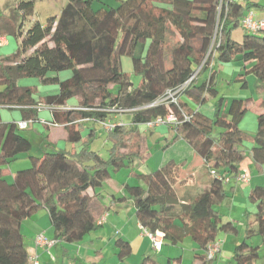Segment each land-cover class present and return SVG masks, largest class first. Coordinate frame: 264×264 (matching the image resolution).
Returning a JSON list of instances; mask_svg holds the SVG:
<instances>
[{"label": "trees", "instance_id": "16d2710c", "mask_svg": "<svg viewBox=\"0 0 264 264\" xmlns=\"http://www.w3.org/2000/svg\"><path fill=\"white\" fill-rule=\"evenodd\" d=\"M36 1L16 0L23 17L12 33L18 48L0 60V264H30L21 227L43 208L49 213L56 241L78 244L95 231L104 212V198L89 191L102 187L112 173L130 168L135 161L148 162L153 129L144 124L171 114L180 121L175 128L169 127L175 138L185 140L204 160L209 173L215 171L216 175L196 197L181 200L177 191L180 165L169 161L149 174L135 173L139 184H126V190L139 223L151 232L163 233L171 245L191 237L198 246L192 264H213L214 260L207 259L208 246L221 233H239L237 225L223 221L217 207L232 193L231 185L237 183L244 162L264 163V112L257 117L256 132L249 134L240 127L248 112L247 100L235 99L227 108L221 101L213 118L200 109L208 96L218 94L215 60L225 64L241 61L246 76L256 75L257 82L264 84V31L247 32L242 42L232 38L250 6L236 0H125L117 9L95 10L94 4L101 0H68L46 25L35 21L25 30ZM169 26L178 37L172 49L167 44ZM125 56L131 59L134 74L142 77L138 88L123 71ZM199 68L179 106L148 107L167 90L188 82ZM208 70L210 77L200 81ZM22 77L58 86L57 94L44 97L45 106L62 108L70 99L78 100L77 109L53 112L51 122L64 124L70 143L82 141L80 120L100 125L114 122L115 128L109 131V158L87 148L71 154L52 145H47L42 156L33 155V143L21 134L18 122L1 120L3 108L20 109L23 121L39 119L36 107L40 101L32 88L19 86ZM242 79L247 86L246 77ZM111 87L117 88L115 96ZM189 101L201 107L192 109ZM261 107L264 109V100ZM120 110L131 116L130 125L113 121ZM184 114L191 119H184ZM215 128L221 130L218 139L213 137ZM23 155L30 159L31 167L17 171L8 181L5 170ZM250 201L256 210V227L249 225L231 264H256L260 245L252 244L253 238H260L264 246V186L252 190ZM116 246L119 260L131 256L129 242L119 239ZM140 264L159 263L148 256Z\"/></svg>", "mask_w": 264, "mask_h": 264}, {"label": "crops", "instance_id": "0c3cea01", "mask_svg": "<svg viewBox=\"0 0 264 264\" xmlns=\"http://www.w3.org/2000/svg\"><path fill=\"white\" fill-rule=\"evenodd\" d=\"M241 3L250 6L251 11L254 12V21L264 20V0H245ZM243 31V35L248 32L245 29H243ZM261 31H264V29ZM234 33L235 32L232 34L233 37ZM10 35L4 34L3 30L0 28V37H5L6 39V44L0 47V60L5 56L10 55V49L12 51L15 49V46H13V44L15 45V42L13 43V39ZM6 49L7 51L3 54V50ZM1 89L2 88L0 87V90ZM260 89H264V87H260ZM45 90L47 91H45L44 96H41L39 101H43L44 97L47 95L58 93V91L51 93V91H56L55 89L50 90L46 88ZM237 99L241 102L247 100L248 105L253 102L252 98L246 100L240 98ZM263 100L264 96L261 97V102ZM186 101H188V99H186ZM41 103V105L49 109L51 113L48 114L47 120H41L39 118L38 121L30 124V126L35 132H37V134L42 136H44L45 131H48V139H50V142H47L45 145L47 147L46 150L49 149L47 145H52L57 150H64L71 154H76L79 153L80 149H83L84 146L82 143L84 142L86 144L84 148L99 153V150L97 151L90 148V144L93 141H97L99 133L98 128L101 127L99 123H95L88 119L80 120V123L83 125L82 141L76 144L70 143L67 141L64 124L59 123L61 127H51L43 124V121H53V112H61L66 109L63 107H48L45 106L43 102ZM189 103L192 109L198 110L201 107H197L196 105L198 104L193 101H189ZM78 105L79 104L75 107H68L67 105V108L77 109ZM200 109L202 110V108ZM212 113L213 111L210 115ZM118 119L119 118H115L113 121H117ZM129 119L131 124V117ZM1 120L5 123L11 121H23L22 118L19 120H8L3 113H1ZM255 127H257V124ZM156 128L157 129L153 131L151 139L156 140V143L166 141V155L171 150H175L180 146V148L183 149L178 152L180 153V156L176 153V156H168L167 159L169 160H165L162 164H152L150 167L149 165H146V163H148L146 162L144 165L145 168L143 169V166L141 167L143 169L142 172H140L141 168L139 169L140 171H135L134 164L136 162H134L130 168H125L116 173L115 176H111L102 187L90 190V195H103L104 212L102 215L105 213L106 219L95 231L85 236L83 241L78 244H67L56 241V244L51 249H44L37 244V236L44 234L46 238L55 240L48 211L43 208L35 215L26 219L21 227V233L24 236L31 259H34V261L36 260L38 264H140L143 258L149 256L154 257L159 264H192L194 256L198 252V246L191 237H186L183 242L178 245H171L164 240V245L161 250L155 251L153 249L151 240L142 233L139 227L134 201L126 190V184L134 186L139 184L134 177L135 173L149 174L156 169L161 168L169 161H175L180 165V183L177 185V191L181 200L188 201L189 199L196 197L210 185L212 175L209 173V169L205 165L204 160L196 153V151L185 140L181 138L176 139V134L173 133V129L167 126H159ZM57 130H59V133H57ZM243 130L246 131V128L243 127ZM252 131L253 130L247 129L246 132L249 134H254L256 132ZM251 147L252 145L247 146L248 153H250ZM152 156L153 155H151V157ZM12 171L13 170H9L8 168L5 170L8 181H12L13 179L14 174L12 175V178L9 177L12 174ZM122 174H124V176H121ZM240 174L249 175V181L247 183H240L237 181V183L231 185L234 189L230 196L227 197L221 205L224 212L229 213L225 216L226 219L234 221V223L239 221V233L237 235L225 234L223 237L219 238L222 241V244L220 246V252L213 264H231L234 260L235 248L241 243L240 239L244 235L243 231L246 229L247 232L249 225L256 227V210L255 206L250 201V194L256 186H264V163L257 165L254 164L251 159H248L244 162ZM187 181L188 183L184 184ZM182 203H185V201H182ZM246 215L248 216L244 219ZM177 223L180 224L179 221H177ZM118 239L126 240L130 243L132 248L131 256L123 261L118 258L119 248L113 244L114 241ZM257 242H259L258 238ZM259 245L261 248L260 242ZM180 246H182V248ZM134 259L135 262H133ZM177 259H179V261H177Z\"/></svg>", "mask_w": 264, "mask_h": 264}, {"label": "rangeland", "instance_id": "374dc122", "mask_svg": "<svg viewBox=\"0 0 264 264\" xmlns=\"http://www.w3.org/2000/svg\"><path fill=\"white\" fill-rule=\"evenodd\" d=\"M121 1H125V0H101L100 2H96L94 4V9L95 10H99L101 8L117 9L121 5ZM67 2L68 0H37L35 4L34 15L25 21V25H24L25 30L30 28L35 21H39L42 24L46 25L50 17L60 14L61 9L67 4ZM22 22H23V17L17 9L16 0H0V28L1 30H3L4 34H8V35L11 34L10 36L13 39L12 41L13 43L15 42V45L13 44V46H15V49L13 51L10 49L11 51L10 55L16 52L18 48V44H19V41L15 39L12 33L14 30L19 29ZM242 28H243V25L234 29L233 32L235 33H234V37L232 36V38L235 41L242 42L244 40V36H245L243 35L244 28L243 29ZM177 43H178V37L175 31L169 26L168 43H167L169 49H172L173 47H175ZM6 51L7 49L3 50L2 53L4 54V52ZM212 66L217 72V79L215 81L216 82L215 87L217 88L218 94L216 97L208 96V100L201 107L202 108L201 111L205 112L207 116L213 118L214 115L216 114L217 106L220 104L221 101L223 102L224 108H227L231 104V102L237 98L244 99V100L252 98L253 102H251L247 106L248 112L246 113V116L243 122L240 123V127L241 129H243V127L246 128V131L248 129V130H253L255 132L256 131L255 128H257L255 127V125L258 123L257 117L259 114L264 112V109L261 107V97L264 96V89H260L258 87H264V84L257 82L258 80L256 78V75L249 74L248 76H246L245 70L242 67V62L240 61H235L232 63L225 64V63H220L218 60H215ZM122 67H123V71L126 74H128L130 80L133 82V87L134 88L140 87L142 84V77L140 75L134 74L131 59L129 57L125 56L122 58ZM65 74H68V73H63L62 75L65 76ZM209 77H210V71L208 70L200 75L199 80L202 81ZM243 77H246V80L248 83L247 86H244V80L242 79ZM18 84L20 87L32 88L34 90V98L38 102L41 99V96H44L45 91H47L45 90L46 88L50 90L51 89L56 90V91H51V93H55L59 90L57 85H44L41 79L36 78V77H22L18 80ZM116 89H117L116 87H111L110 93L112 96L116 95V92H117ZM41 102L45 104L44 101H40V105L37 107L39 108V118L41 120H47L48 114L51 112L46 107H43L41 105L42 104ZM77 104L78 103H77L76 98H72L67 102L68 107H75ZM196 106L198 107L199 105H196ZM63 108L66 109V111L73 110V108H67V107H63ZM212 111L213 113L210 115ZM1 113H3V115L7 117L8 120L21 119L20 109L9 110V109L3 108L1 109ZM130 117L131 116L129 114L123 115L121 118H119V120H121L124 123V125H130V122H129ZM156 129L157 128H153V131H155ZM220 131H221L220 129L215 128V131L213 133V137L215 139H218ZM98 132L99 133H98L97 141L95 142L93 141L90 144L91 146L90 148L93 150L95 149L97 151L99 150V154L104 159H108L109 153H110L109 151L112 148V142L109 139V130L105 126L101 125V127L98 128ZM57 133H59V130H57ZM173 133L175 132L173 131ZM21 134L25 136L26 138H28L33 143V150L31 151L33 155L42 156L44 152H46L45 150L47 147L45 145L47 144V142H50V139H48V136H49L48 131H45L44 136H42L40 134H37V132H35L30 126L28 129L22 130ZM149 139L151 138L149 137ZM149 141H150V152L153 155L148 161V163H146V165H149V167L152 166V164H156V165L162 164L165 160H169L167 159L168 156H174V155L176 156V153L177 155L180 156V153L178 152L183 150L182 148H180V146H178L175 150H171L166 155L165 153L166 141H163L161 143H156V140L154 139H151ZM250 144L251 143L249 142L245 143L246 146H249ZM83 146L85 147L86 144H83ZM81 150L82 149H80L79 152H81ZM26 157L27 156L25 155L21 156L17 161L10 164L8 169L9 170L11 169L13 171L9 177L12 178V175L15 174V172L20 171V170H25L31 167L30 159ZM135 162H136L134 164L135 171L139 170L142 166H143L142 167L143 169L145 168L144 166L145 163L140 162V161H135ZM142 168H141V171L139 170L140 172L143 171ZM115 175L116 173H112V176H115ZM121 176H124V174H122ZM217 208L220 211V214L223 217V221L225 223L226 222L234 223V221H231L225 218V216L229 214L228 212H224L221 206ZM247 216L248 215H246L244 219L247 218ZM234 224L237 225L238 229H240L239 221H236ZM243 233L245 235L246 229L243 231ZM224 235L225 233H221L219 238L223 237ZM244 235L240 239L241 240L240 242L244 240L245 238ZM219 238L217 239V241L220 240ZM116 241L117 240L114 241L113 243L114 245H116ZM259 242L261 244L260 258L256 263L264 264V246L262 245V240L260 238H259ZM259 242H257V238L255 239L253 238L252 240V244H255V245H259ZM221 244H222V241H221ZM180 247L182 248V246ZM133 262H135V259Z\"/></svg>", "mask_w": 264, "mask_h": 264}, {"label": "built area", "instance_id": "2783aa9c", "mask_svg": "<svg viewBox=\"0 0 264 264\" xmlns=\"http://www.w3.org/2000/svg\"><path fill=\"white\" fill-rule=\"evenodd\" d=\"M238 1L242 2L244 0H238ZM253 17H254V12L250 11L242 21L243 28L245 30H247L248 32H258V31L263 30L264 29V20L254 21ZM5 44H6L5 37H0V47L4 46ZM200 69L201 68H199L196 71V73L193 75V77L188 82H186L184 85L177 87L176 89L167 90L163 96H161L154 103L148 105V107H155V106L166 104V103H173V104L179 106V101H180L181 97L184 95V92L188 88V86L195 79H197L198 74L200 72ZM118 112H120V114H121L120 116H118V118H121L123 115L126 114L125 113L126 111H124V110H120ZM184 119L189 120L190 118H189V116H186L184 114ZM32 123H33V121H20V122H18V127L20 129H23V130L28 129L29 125ZM179 123H180V121H179L177 115L171 114V115L167 116L166 118H157L153 121L147 122L144 124V126H146L147 129H153V128H156L159 126H168V127L175 128ZM43 124L51 126V127H61V125L59 123H51V122L43 121ZM123 124L124 123L121 121L120 125H123ZM103 126H105L109 131H112L115 128V123L114 122H106L103 124ZM210 174L212 176L216 175L215 171H211ZM237 181L240 183H247L249 181V175L240 174L237 178ZM225 182L228 183L229 179L226 178ZM105 219H106V214L104 213L97 220V224L101 225ZM139 227H140L141 231L151 240L153 249L155 251L161 250V248L164 245V236L165 235L161 232H155V233L151 232L149 229L144 227L141 223H139ZM36 242L40 247L47 249V250L51 249L56 244V240H50V239L46 238L44 234L37 236ZM220 245H221V241L216 240L215 242L211 243L208 246L207 253H206L208 260H215L216 259L218 253L220 252ZM30 263L38 264V262L36 260L34 261V259H31V258H30Z\"/></svg>", "mask_w": 264, "mask_h": 264}, {"label": "bare ground", "instance_id": "6f19581e", "mask_svg": "<svg viewBox=\"0 0 264 264\" xmlns=\"http://www.w3.org/2000/svg\"><path fill=\"white\" fill-rule=\"evenodd\" d=\"M191 119V118H190ZM145 235V234H144Z\"/></svg>", "mask_w": 264, "mask_h": 264}]
</instances>
